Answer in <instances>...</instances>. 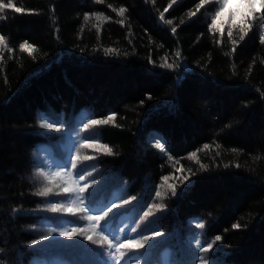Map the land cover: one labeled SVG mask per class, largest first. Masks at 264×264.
<instances>
[{
	"label": "trees",
	"instance_id": "1",
	"mask_svg": "<svg viewBox=\"0 0 264 264\" xmlns=\"http://www.w3.org/2000/svg\"><path fill=\"white\" fill-rule=\"evenodd\" d=\"M13 3L22 11L8 9L0 19V35L12 49L0 46V264H99L95 251L73 248L83 258L97 257L83 263L74 258L64 237L30 246L48 228L63 226L44 210L63 197L36 196L44 182L35 173L41 167L55 170L47 165L65 154L67 134L75 137L74 129L82 130V113L116 114L118 126L102 129V142L113 155L81 149V158L96 156L83 164L86 179L95 180L88 191L95 190L97 201L131 200L119 209L115 226L124 229L127 219L143 228L147 206L159 200L164 205L163 212L152 209L156 214L149 219L163 235L155 237L148 264H264V44L259 33L250 31L232 52L231 39L239 40L242 33L230 15L223 36L209 28L216 0L196 16L190 12L200 0H177L172 7V0ZM120 7L127 9L124 17L113 11ZM93 14L107 19L97 21ZM24 41L35 51L21 50ZM105 48L118 54L106 55ZM165 60L173 67H161ZM43 117L63 120L64 131L40 128ZM157 140L166 142L164 150L156 147ZM205 144L210 147L203 149ZM192 152L199 163L188 159ZM164 176H169L166 184ZM236 223L241 227L234 229ZM217 235L219 252L200 253L207 261H193L196 240L203 244Z\"/></svg>",
	"mask_w": 264,
	"mask_h": 264
},
{
	"label": "snow or ice",
	"instance_id": "2",
	"mask_svg": "<svg viewBox=\"0 0 264 264\" xmlns=\"http://www.w3.org/2000/svg\"><path fill=\"white\" fill-rule=\"evenodd\" d=\"M177 0H172V3L168 7H172ZM212 0H200V5L197 7L195 12H190V16H196L197 12L205 4H211ZM218 10L214 14H210L208 19H210L209 28L218 29L221 36L224 34V24L228 22L229 15L231 17V24L236 26L239 24V30L242 33L239 40L231 39V44L233 45L232 52L236 51V46L242 42L250 31L255 29L259 33V42L264 44V0H216ZM8 9H14L16 13L22 11L21 7H16L13 0H0V19H3V14ZM116 11L117 15L124 17L127 9L125 7H120ZM165 12L168 8L164 9ZM97 21H102L107 19L102 14H93ZM90 19L88 14H85L83 20L87 23ZM160 19L164 20V14H160ZM251 20L252 23H246V21ZM223 21V22H222ZM168 24H172V20L166 21ZM184 21H181L183 23ZM121 25L124 24V20L119 21ZM99 31L98 25H93ZM173 33L176 32V27L171 29ZM227 35L232 36L231 29L228 30ZM218 43L220 41H217ZM0 46L8 48L11 52L12 49L8 46L5 37L0 35ZM19 48L23 51L31 54L35 51L33 45L27 41L22 42ZM104 52L106 55L118 54V49L105 48ZM176 57H180L181 53L177 51L175 53ZM161 67L172 68L173 64L167 63L165 60ZM80 122L82 123V130L74 129L76 132L75 137L69 132L67 135L71 139L68 140L65 146V154H62L58 159L51 161L47 167L52 169L53 165L55 170L46 171L44 167L39 168L35 175L38 180L44 182V186L40 187L34 194L39 197L49 198L54 196H61L63 199L59 201L49 202L44 209L47 212L56 214V222L62 224L63 226L50 227L47 229L46 235H41L39 239H34L30 242V246L39 245L41 241H48L50 238L56 236L64 237L66 240L77 242V241H89L95 247H89L90 251H95L99 257V264H140L141 259H144L146 264H148V253L151 249L155 247L157 241L154 240L155 237H160L163 234L151 228V225L155 220H148L144 227L141 228L140 225H136L130 228L129 231H125L122 228L115 226L116 218L121 215L119 209L122 205H127L131 203L129 199L119 198V202L112 200L107 201H97L95 198V190L89 192L88 190L92 188L95 180L88 181L86 179V169L87 165H84V161H90L96 158L95 155H83L81 158V149H94L97 154L113 155V149L107 144L102 142L103 126L116 125V114L110 113L104 118H96L94 116H89L87 113L81 114ZM39 127L42 129L55 130L56 132L64 131L63 120L43 117L39 122ZM83 131L84 134L81 135L80 132ZM165 143H161L157 140L156 147L164 150ZM210 146L205 144L203 149H208ZM219 147V145H217ZM201 149V150H203ZM233 152H237V149H232ZM219 155V153H217ZM171 159V157H170ZM189 160H194L199 163L196 152H192ZM253 159H260V157H254ZM201 169H207L208 165L200 164ZM227 167V165H225ZM239 167V165H236ZM189 171H191L189 169ZM194 174V173H193ZM90 175V173H88ZM188 177H184V180H188ZM163 182L166 184L169 180V176L162 177ZM59 181V182H57ZM83 182V183H81ZM183 183V181H182ZM163 187V184L161 185ZM168 187L172 189V195H176V190L173 185L168 184ZM157 197H162L160 191L156 192ZM131 199H135L132 197ZM87 200V203L85 201ZM164 205L153 204L147 206V210L143 211V217L149 218L154 217L156 212L163 209ZM118 211L114 212L113 210ZM13 211H18L14 209ZM127 211V210H125ZM112 214L111 216L109 214ZM65 217H70V219H65ZM81 222H89L88 227L82 226ZM103 222V223H102ZM67 225H72L68 227ZM197 227L204 229L205 225L203 223H198ZM234 229L241 227L239 223L233 224ZM136 234V235H132ZM99 236V239H94V236ZM111 237V238H110ZM221 236H215L214 240H206L201 244L200 240L197 239L196 243L198 245L197 249L192 250L193 261L199 259L201 261H207V256L199 255L200 253H208L212 250L214 253L219 252V249L214 248V244L217 241H221ZM103 249V250H101Z\"/></svg>",
	"mask_w": 264,
	"mask_h": 264
},
{
	"label": "rangeland",
	"instance_id": "3",
	"mask_svg": "<svg viewBox=\"0 0 264 264\" xmlns=\"http://www.w3.org/2000/svg\"><path fill=\"white\" fill-rule=\"evenodd\" d=\"M170 184V183H169ZM172 185V184H171ZM168 186V185H167ZM156 204H162V201L161 200H159V201H157L156 202ZM155 212H156V210L155 209H153ZM163 210H164V207H163V209L161 210V211H159V212H157V213H160V212H163ZM156 214V213H155ZM150 219V217L149 218H145L144 219V221H148ZM131 227H133L131 224H130V221H128L127 219H126V221H124L123 222V228H124V230L125 231H129L130 230V228ZM133 235V234H132ZM99 239V237H97V240ZM154 240H156L155 238H154ZM69 242V245L71 246L70 247V249L71 250H73L74 251V258H76L77 260H79L81 263H83V262H85V260H86V262H87V260H91V259H97V257H91V258H83L79 253H76L75 252V250L73 249V248H76V249H81V250H86V251H90L89 250V247L91 248V247H95L94 245H92L89 241H82V242H80V241H77V242H73V241H69V240H67L65 243L67 244ZM155 247H156V245H155ZM92 252V251H91ZM81 259H84V261H81ZM204 264H214L213 262H206V263H204Z\"/></svg>",
	"mask_w": 264,
	"mask_h": 264
}]
</instances>
